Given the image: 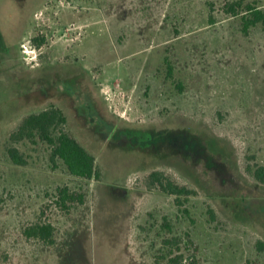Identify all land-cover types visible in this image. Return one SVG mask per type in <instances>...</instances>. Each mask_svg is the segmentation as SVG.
I'll list each match as a JSON object with an SVG mask.
<instances>
[{"label": "rangeland", "instance_id": "rangeland-1", "mask_svg": "<svg viewBox=\"0 0 264 264\" xmlns=\"http://www.w3.org/2000/svg\"><path fill=\"white\" fill-rule=\"evenodd\" d=\"M235 1L264 9L0 0V264H166L157 257L172 237L193 242L195 264H264V183L249 173L264 168V31L243 32L226 9ZM51 104L100 180L71 176L40 143L18 145L28 165L11 162L9 135ZM156 171L194 191L182 207L150 186ZM65 186L84 204L60 208ZM40 218L54 246L23 235Z\"/></svg>", "mask_w": 264, "mask_h": 264}, {"label": "trees", "instance_id": "trees-1", "mask_svg": "<svg viewBox=\"0 0 264 264\" xmlns=\"http://www.w3.org/2000/svg\"><path fill=\"white\" fill-rule=\"evenodd\" d=\"M227 12L234 16L242 14V30L248 34L252 28L260 27L264 31V9L255 3L235 1L226 6ZM38 45L44 43V37L35 39ZM170 66V65H169ZM68 119L64 112L55 104L48 108L25 116L18 127L9 135L6 145V153L15 166L28 165L26 155L19 149L21 143L42 144L48 148L51 163L61 161L71 176L100 180L101 172L96 166L95 158L80 142L67 130ZM252 177L264 183V168L259 167L255 171H249ZM151 187L158 185L165 193L175 196L176 204L183 206L185 196L194 191L171 181L165 173L156 171L150 174ZM85 195L73 191L69 187L57 189L56 204L63 210L69 211L76 204H84ZM167 230H171L170 223H164ZM27 239H36L46 246L56 244L55 226L46 219H38L25 226L22 230ZM182 241L178 238H165L162 242L161 254L158 261L166 264H195L196 255L193 242L186 240L185 248L180 246ZM258 251L264 253V242L257 243ZM192 250V254L189 253Z\"/></svg>", "mask_w": 264, "mask_h": 264}]
</instances>
